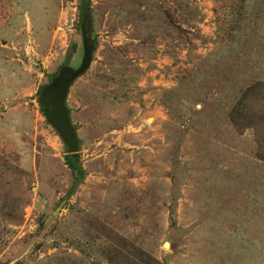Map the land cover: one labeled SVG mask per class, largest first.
<instances>
[{"label":"rangeland","instance_id":"rangeland-1","mask_svg":"<svg viewBox=\"0 0 264 264\" xmlns=\"http://www.w3.org/2000/svg\"><path fill=\"white\" fill-rule=\"evenodd\" d=\"M0 264H264V0H0Z\"/></svg>","mask_w":264,"mask_h":264},{"label":"water","instance_id":"water-1","mask_svg":"<svg viewBox=\"0 0 264 264\" xmlns=\"http://www.w3.org/2000/svg\"><path fill=\"white\" fill-rule=\"evenodd\" d=\"M88 10V7H86ZM90 26V17L86 13V25L82 28V46L84 60L78 68L71 69L62 67L59 71L60 82L51 93H45L41 99L42 110L47 121L57 130L64 143L67 145L69 153L77 152L78 138L69 121L65 106V89L69 83L80 75L89 66L91 59L92 44L88 40V29Z\"/></svg>","mask_w":264,"mask_h":264},{"label":"trees","instance_id":"trees-1","mask_svg":"<svg viewBox=\"0 0 264 264\" xmlns=\"http://www.w3.org/2000/svg\"><path fill=\"white\" fill-rule=\"evenodd\" d=\"M77 158V153H66L64 155V162L65 164L71 168L72 170L75 169L76 167L74 166V160ZM77 174L79 175V170L76 172V174L73 172L74 178L77 177Z\"/></svg>","mask_w":264,"mask_h":264}]
</instances>
